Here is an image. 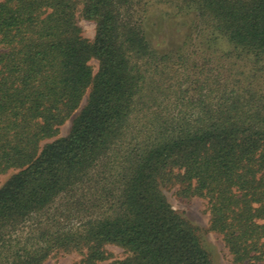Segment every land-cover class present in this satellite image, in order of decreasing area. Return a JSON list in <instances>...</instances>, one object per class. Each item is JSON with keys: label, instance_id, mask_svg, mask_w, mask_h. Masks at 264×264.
<instances>
[{"label": "trees", "instance_id": "obj_1", "mask_svg": "<svg viewBox=\"0 0 264 264\" xmlns=\"http://www.w3.org/2000/svg\"><path fill=\"white\" fill-rule=\"evenodd\" d=\"M158 13L188 31L176 50L149 38ZM9 171L0 264H99L108 245L129 254L109 264H212L163 184L207 201L234 264H264V0H0Z\"/></svg>", "mask_w": 264, "mask_h": 264}, {"label": "rangeland", "instance_id": "obj_2", "mask_svg": "<svg viewBox=\"0 0 264 264\" xmlns=\"http://www.w3.org/2000/svg\"><path fill=\"white\" fill-rule=\"evenodd\" d=\"M189 19L190 18L187 20ZM176 21L172 19H163L159 13L153 16L151 26L148 29L149 32H147L149 33V38L155 42L157 50L166 52L172 49L176 50L182 45L184 36L188 31L184 28L185 26H179V23H176ZM76 24L82 38L88 43H92L95 38L97 23L94 20H89L84 17L82 2L79 3L77 8ZM89 66L92 69L93 77H95L98 70L97 60L91 59ZM90 90L91 87L86 91L78 110L59 128L57 135L52 139L42 141L40 149L46 144L57 139H62L69 134L72 121L84 107ZM12 173H14V171H9L1 175L0 184L12 175ZM162 192L172 209L196 229L203 247L210 255L212 264H234L231 255L224 245L222 237L209 229L210 217L207 210V201L199 197L188 199L180 198L177 194V187L167 184L162 185ZM105 251L107 253V261L99 264H109L129 256L125 250L113 245L106 246ZM80 260L81 256L75 253H58L46 260L44 264H79Z\"/></svg>", "mask_w": 264, "mask_h": 264}]
</instances>
